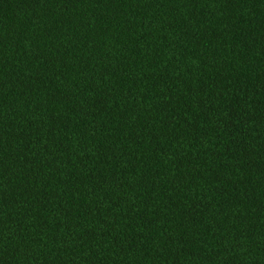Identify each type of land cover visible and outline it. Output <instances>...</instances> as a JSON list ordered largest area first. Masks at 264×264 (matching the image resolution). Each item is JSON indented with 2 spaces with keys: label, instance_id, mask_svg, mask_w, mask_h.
Instances as JSON below:
<instances>
[{
  "label": "trees",
  "instance_id": "1",
  "mask_svg": "<svg viewBox=\"0 0 264 264\" xmlns=\"http://www.w3.org/2000/svg\"><path fill=\"white\" fill-rule=\"evenodd\" d=\"M0 264H264V0H0Z\"/></svg>",
  "mask_w": 264,
  "mask_h": 264
}]
</instances>
